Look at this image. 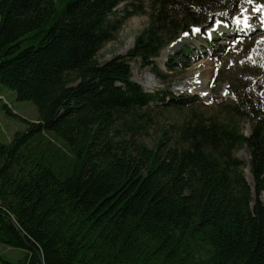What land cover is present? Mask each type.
Instances as JSON below:
<instances>
[{"label":"trees","instance_id":"1","mask_svg":"<svg viewBox=\"0 0 264 264\" xmlns=\"http://www.w3.org/2000/svg\"><path fill=\"white\" fill-rule=\"evenodd\" d=\"M124 1L0 0V86L38 111L0 141V244L21 255L0 264H264V40L244 49L226 77L234 100L214 101L209 119L186 110L198 98L158 97L130 68L152 64L164 34L229 20L244 0H151L126 56L98 62ZM159 108L187 113L149 147L138 134ZM242 145L254 198L233 157Z\"/></svg>","mask_w":264,"mask_h":264},{"label":"rangeland","instance_id":"2","mask_svg":"<svg viewBox=\"0 0 264 264\" xmlns=\"http://www.w3.org/2000/svg\"><path fill=\"white\" fill-rule=\"evenodd\" d=\"M150 3L151 0H126L114 8L113 14L109 17V21L114 22V27L109 31V38L96 54L98 62L103 63L117 55L126 56L128 51L134 46L136 37L150 24ZM240 5L241 9H247L245 15L250 17L247 30L252 33L250 37L245 38V42L231 38L230 28H227V31H222L221 27L223 26L216 19L211 24L204 23V27H196L199 29L204 28V31L189 32L188 35H184V33L179 35V32V36L175 39H168L166 34H164L162 36L163 47L159 54L152 58L160 69L161 75L158 76L152 72V65H143L141 58L140 60L135 59L130 62L133 81L141 84L145 90L153 94L159 93L158 97L165 95L166 91L198 95L200 92L209 89L207 95H215L218 101L231 100L232 95L229 91L230 88L226 77L239 76V62L242 59L240 56L244 49L247 46H251L252 40L257 42L264 37V26L261 25V19L264 18V10L259 12L252 11V8L257 5H264V0H252L251 4L246 0ZM167 13L169 14L170 12ZM234 17L236 20L239 19V16ZM213 26H215V30L210 32ZM220 43H225V48L233 49V51L229 54L227 52L221 53L217 50ZM211 79H216V81L209 88ZM202 81L204 86L200 87V82ZM257 85L259 93L254 97V101L258 103L264 116V83L258 81ZM196 98L199 99V97ZM200 100L202 102H198L186 110L192 115H200L203 119H209L217 115L214 103L209 102L210 97L209 99ZM2 104H5L9 111L17 114L18 117H13L6 113ZM186 110L170 109L165 112L160 108L152 110L151 117L149 116L151 121L145 126L143 132L138 134L139 137L137 139L143 141L149 147H154L155 143L161 136L163 137V133L173 123L176 124V122L186 116L184 115L187 113ZM20 118L37 122L38 111L36 106L29 100H17L13 91L0 86V141L8 143L15 131L25 128V124ZM251 125L249 120L240 121V131L247 136L250 133ZM45 135L47 138H53L49 133ZM53 140L58 147L65 149L60 141ZM30 146L39 149L43 144L39 141H32ZM233 157L242 163L245 179L250 186H253L248 162L249 151L246 145L236 148L233 151ZM246 169L249 172L248 176L246 175ZM251 190L252 198H254L252 187ZM16 250L18 249L0 244V252L3 256L13 259L18 258L21 255Z\"/></svg>","mask_w":264,"mask_h":264},{"label":"snow or ice","instance_id":"3","mask_svg":"<svg viewBox=\"0 0 264 264\" xmlns=\"http://www.w3.org/2000/svg\"><path fill=\"white\" fill-rule=\"evenodd\" d=\"M247 2L249 4H251L252 0H247ZM262 10H264V5H257L256 7L252 8L253 12H259ZM246 12H247V9H241L240 19L234 20V22L243 24L244 27H249L248 21H249L250 17L248 15H245ZM261 25L264 26V18L261 19ZM214 30H215V26H213L212 29H210V32L214 31ZM200 31H201V29H199V28H195V27L193 28L194 33H197ZM188 34L189 33H184V35H188ZM209 38H210V33H209ZM261 40H264V37H262ZM261 66H264V65H261Z\"/></svg>","mask_w":264,"mask_h":264},{"label":"bare ground","instance_id":"4","mask_svg":"<svg viewBox=\"0 0 264 264\" xmlns=\"http://www.w3.org/2000/svg\"><path fill=\"white\" fill-rule=\"evenodd\" d=\"M202 86H204V83H203V81H202V82H200V87H202ZM245 171H246V175L248 176V175H249L248 169H246Z\"/></svg>","mask_w":264,"mask_h":264},{"label":"water","instance_id":"5","mask_svg":"<svg viewBox=\"0 0 264 264\" xmlns=\"http://www.w3.org/2000/svg\"><path fill=\"white\" fill-rule=\"evenodd\" d=\"M252 187V189H253V186H251Z\"/></svg>","mask_w":264,"mask_h":264}]
</instances>
